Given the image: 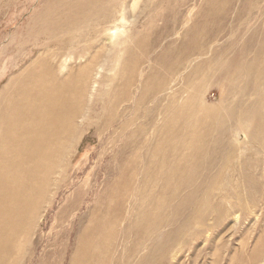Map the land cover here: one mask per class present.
Masks as SVG:
<instances>
[{"label": "rangeland", "instance_id": "1", "mask_svg": "<svg viewBox=\"0 0 264 264\" xmlns=\"http://www.w3.org/2000/svg\"><path fill=\"white\" fill-rule=\"evenodd\" d=\"M21 90L64 133L0 153V264H264V0H0Z\"/></svg>", "mask_w": 264, "mask_h": 264}, {"label": "bare ground", "instance_id": "2", "mask_svg": "<svg viewBox=\"0 0 264 264\" xmlns=\"http://www.w3.org/2000/svg\"><path fill=\"white\" fill-rule=\"evenodd\" d=\"M5 102H6L5 108H2V110L0 112V131H1L0 137L3 138V145L5 144L6 146H8V150H7V147H6V149L3 148L2 152H0V153L4 155L5 152H8V153L12 152L14 155H19V156L23 155V157H25V159H28L31 157L33 159V161H38V159L41 160V107L45 108V121H49L51 118V121H50L48 128H51L52 126H57L59 124V131L56 134H52V135L49 134V143L51 141H58L60 136L64 133L61 129L63 126V121L58 119V113L52 112L53 110L47 109L46 106L44 107V105H41V93H32V92H29L28 90H21L19 92H16L14 94L7 96ZM49 114H50V116H49ZM240 135H241V133H240ZM221 138H223V137H221ZM221 138H220V140H223ZM169 140H172V139L169 138ZM44 141L47 142L46 139ZM49 157H52V156L50 153L47 152V158H49ZM11 167H12V165H11ZM2 174H4V173H2ZM5 176H6V174H5ZM15 177H17V176H15ZM181 177H182V175H181ZM11 181H12V179H11ZM13 184H15V183H13ZM5 186H7V184L4 183V181H0V200H2L1 201L2 203L4 200L3 198H6L7 195L11 198V197L15 196V194H16V193H14V189H13L14 186H16V185H14L13 188L11 187V189H9L8 193H6L7 189L5 190ZM16 197H17V194H16ZM10 198H7L5 200L9 199L8 202H10ZM4 203H5V201H4ZM5 205L6 204H4V207H5ZM35 205H36V203H34V206ZM30 207H31L30 202L24 201L21 204V206H19V210L21 209V210L26 212L30 209ZM2 208H3V204H2ZM2 208H0V216L2 215V212H4V209H2ZM7 213L8 212H6V214ZM4 215L5 214H3V216ZM9 218H7V219H9ZM3 223H4V221H2L0 219V238H1L3 233H5V235H6V231L4 232L1 229V224H3ZM5 226H6V223H5Z\"/></svg>", "mask_w": 264, "mask_h": 264}]
</instances>
